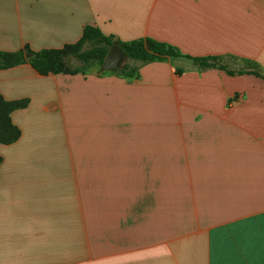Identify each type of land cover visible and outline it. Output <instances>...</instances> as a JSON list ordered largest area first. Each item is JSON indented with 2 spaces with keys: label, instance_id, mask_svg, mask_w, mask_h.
Segmentation results:
<instances>
[{
  "label": "crops",
  "instance_id": "crops-1",
  "mask_svg": "<svg viewBox=\"0 0 264 264\" xmlns=\"http://www.w3.org/2000/svg\"><path fill=\"white\" fill-rule=\"evenodd\" d=\"M87 25L236 57L238 68L249 59L261 75L247 68L230 84L223 73L178 75L171 60L142 65L138 78L95 67L42 74L30 62L0 69V95L26 103L11 113L20 138L0 142V264H264V0H0V50L62 49ZM214 91L239 94L236 122L183 120L196 114L198 92ZM118 136L210 157L197 160L221 163L220 174L115 182L108 229L87 242L84 214L54 205L51 174L31 164L82 161L94 154L86 137ZM190 141L196 150H178Z\"/></svg>",
  "mask_w": 264,
  "mask_h": 264
},
{
  "label": "rangeland",
  "instance_id": "rangeland-1",
  "mask_svg": "<svg viewBox=\"0 0 264 264\" xmlns=\"http://www.w3.org/2000/svg\"><path fill=\"white\" fill-rule=\"evenodd\" d=\"M180 51L182 55L179 57H168L165 60H160H171L176 65L175 72L178 75L196 71L198 77L202 78L210 72L218 76L223 73L230 76L231 84V81H235L237 72L247 68L253 69L248 72L255 74L258 72V67L252 65L249 59L240 60L241 64L238 68L236 57L209 54V56H215V59L209 60V63L213 65L203 66L197 60L202 57L195 55L197 52L181 49ZM206 56L208 55L203 57ZM126 61H129V59L125 55L119 67ZM61 62L64 68L80 67L82 65L81 61L69 54L62 55ZM94 67L99 71L98 65ZM178 69L181 72H178ZM219 94V91H214V93L210 92L208 97H204L203 93L198 92L197 98L191 100L193 105L197 107L195 108L196 114L183 116V120L192 125L220 123L225 121L226 117L228 122H236L237 112L235 108L237 107L239 94L234 91L230 93L228 99L222 98ZM188 101L182 100V105L188 106ZM220 106L229 107L227 116L215 113L216 109L203 108ZM184 109L185 107L182 106V110ZM116 133L118 135L123 134ZM83 143L85 145H94L93 148H84L85 151H93L94 154L85 153L86 155L77 157L83 159L82 161L32 163L31 166L36 170L35 172L43 174L45 171L47 176L51 174L52 202L54 205L62 204L66 206L65 208H76L79 214L80 212L84 214L87 242L96 240V231L98 229H108L111 188L112 186L114 187L115 182L117 186L132 188L136 185L140 186L144 180L155 178L157 176L155 174H213V172L220 174L221 163L197 160L210 157L157 153L159 149L157 140L130 139L121 136L112 138L86 137ZM195 145V142L190 141L187 144L188 147H181L178 150L193 151L197 149ZM146 151L150 153H146ZM136 181L139 184H135L134 182Z\"/></svg>",
  "mask_w": 264,
  "mask_h": 264
},
{
  "label": "trees",
  "instance_id": "trees-1",
  "mask_svg": "<svg viewBox=\"0 0 264 264\" xmlns=\"http://www.w3.org/2000/svg\"><path fill=\"white\" fill-rule=\"evenodd\" d=\"M119 45L129 61L124 62L121 67L113 70L101 68L109 50ZM31 52L33 56L27 58L25 54ZM69 54L82 62L80 67H71V73L88 72L95 65L99 66L101 73H116L128 78H138L142 65L165 60L168 57H179L182 55L180 49L168 42L160 41L152 37H142L134 40H121L115 35H107L95 25H87L83 36L75 43L67 44L62 49L32 51L30 49L20 51L0 50V69L14 67L20 63L30 62L33 67L42 74L60 73L64 68L62 55ZM210 59L215 56L199 57L203 66H212ZM250 63L258 67V75H261L260 67L254 61ZM178 72L181 70L178 69ZM243 71H241L242 73ZM233 73V72H230ZM26 106L25 102L9 101L0 95V142L11 144L16 142L20 136V129L13 123L11 113ZM3 157L0 156V163Z\"/></svg>",
  "mask_w": 264,
  "mask_h": 264
},
{
  "label": "water",
  "instance_id": "water-1",
  "mask_svg": "<svg viewBox=\"0 0 264 264\" xmlns=\"http://www.w3.org/2000/svg\"><path fill=\"white\" fill-rule=\"evenodd\" d=\"M27 58H31L33 54L27 52L25 54ZM125 56L122 48L119 45H114L108 52L101 68L103 70H113L120 66L123 57Z\"/></svg>",
  "mask_w": 264,
  "mask_h": 264
}]
</instances>
